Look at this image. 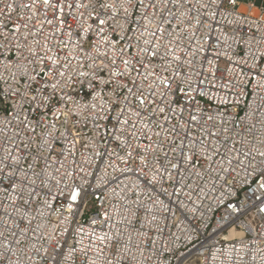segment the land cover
I'll list each match as a JSON object with an SVG mask.
<instances>
[{
    "label": "built area",
    "instance_id": "built-area-1",
    "mask_svg": "<svg viewBox=\"0 0 264 264\" xmlns=\"http://www.w3.org/2000/svg\"><path fill=\"white\" fill-rule=\"evenodd\" d=\"M262 154L264 0H0V264H264Z\"/></svg>",
    "mask_w": 264,
    "mask_h": 264
},
{
    "label": "snow or ice",
    "instance_id": "snow-or-ice-1",
    "mask_svg": "<svg viewBox=\"0 0 264 264\" xmlns=\"http://www.w3.org/2000/svg\"><path fill=\"white\" fill-rule=\"evenodd\" d=\"M43 3H44L45 5H49L50 0H43ZM102 23H103V22H102ZM153 34L155 35V33H153ZM151 55H152L153 57H156V56L158 55V53L153 52V53H151ZM177 59H178V58H177ZM124 63L127 65V64H128V61H124ZM141 67H146V65H144V64L142 63V64H141ZM118 75H126V73H119ZM145 78L147 79V76H146ZM133 84H135V81H133ZM137 90H139V89H137ZM129 93H130V94H134V93H133V89H129ZM144 103H145V100H144L143 98H141V99H140V104H141V105H144ZM159 111H160L161 113H163L164 109H163V108H160ZM262 155H264V154H262ZM0 171H3V169H0Z\"/></svg>",
    "mask_w": 264,
    "mask_h": 264
}]
</instances>
